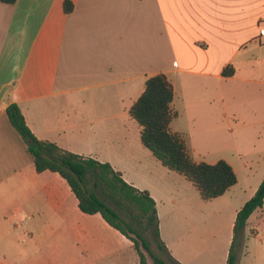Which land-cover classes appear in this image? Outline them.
<instances>
[{
    "label": "crops",
    "instance_id": "1",
    "mask_svg": "<svg viewBox=\"0 0 264 264\" xmlns=\"http://www.w3.org/2000/svg\"><path fill=\"white\" fill-rule=\"evenodd\" d=\"M66 1L74 4L69 14ZM262 23L264 0L0 2V264H140L134 243L100 214L83 213L60 174L36 170L9 120L12 104L39 140L109 163L126 182L148 191L157 203L161 239L178 263L227 264L237 214L264 174L251 196L236 206L231 200L240 178L230 161L238 183L223 196L202 200L198 189L184 182L182 189L166 184L164 198L151 177L132 169L142 160H153L156 167L159 162L143 144L142 127L130 110L146 81L165 74L175 90L177 117L171 129L184 134L175 125L184 115L179 101L185 83L198 81L200 90L218 91L221 99L223 83L259 82ZM227 68L232 75H224ZM198 110L203 120L206 110ZM170 173L178 184L185 180ZM146 178L151 183L142 186ZM208 205L218 208L221 228L209 230L205 223L200 212ZM263 221L264 207L248 220L256 239ZM48 237L54 257L39 248ZM247 254L246 243L237 264H247Z\"/></svg>",
    "mask_w": 264,
    "mask_h": 264
},
{
    "label": "trees",
    "instance_id": "2",
    "mask_svg": "<svg viewBox=\"0 0 264 264\" xmlns=\"http://www.w3.org/2000/svg\"><path fill=\"white\" fill-rule=\"evenodd\" d=\"M17 1L0 0L8 5ZM64 9L69 14L74 4L66 1ZM232 74L231 68L224 71L225 76ZM174 98V86L165 74L146 81L144 93L130 110L131 117L142 127V142L164 167L186 177L198 189L203 200L221 197L238 183L237 175L225 160L215 164L192 160L186 138L171 129V123L177 117L172 108ZM7 114L12 126L27 144L36 170L60 174L76 195L83 213L100 214L110 226L134 243L140 264H148L146 253L152 257L154 264H180L172 258L161 239L157 203L148 191H141L126 182L109 163L69 152L53 142L39 140L26 124L17 104L10 105ZM263 205L264 180L237 214L227 264L238 263L237 240L244 236L249 218Z\"/></svg>",
    "mask_w": 264,
    "mask_h": 264
},
{
    "label": "rangeland",
    "instance_id": "3",
    "mask_svg": "<svg viewBox=\"0 0 264 264\" xmlns=\"http://www.w3.org/2000/svg\"><path fill=\"white\" fill-rule=\"evenodd\" d=\"M257 74L261 75L258 83L242 80L223 83L220 89L221 99H219L218 91L215 92L216 94L209 95L206 91L200 90L198 81L185 83L180 91L179 107L184 115L177 121L175 129L184 131L182 135L188 142L190 156L194 162L214 164L219 160H225L235 166L240 178V187L235 193L236 198L231 200L235 206L251 196L253 189L264 174V70L257 69ZM208 100H211V103L207 102ZM199 107L206 110L203 112V120L199 115ZM214 108H217L216 113ZM215 116L216 121H214ZM155 161L159 162V167L154 165L153 160L151 162L142 160L137 167L132 169L136 170L141 177H151L160 191L159 195L164 193V198L167 197L164 189L168 183L182 189L184 182H190L183 175L170 169H167L168 175H166L162 171L165 167L158 159L155 158ZM169 172L179 174L186 181H179L178 184L174 175ZM149 183H151L150 180L146 178L142 186ZM174 190L171 188V192ZM170 197L174 201L178 200L176 195H170ZM217 209L215 206L208 205L206 210L200 212L204 215L209 230L218 229L224 225ZM247 227L248 225L244 236L241 235V239L237 240L236 251L240 255L244 252L247 243L248 254L244 257L247 264H264V221L258 226L257 239L252 236ZM39 243L42 253L47 254L48 257L55 256L52 251L53 240L51 238L48 237ZM35 244H31L33 249L36 248L33 247ZM153 250L158 252L155 246ZM146 255L149 263L154 264L152 257L148 253Z\"/></svg>",
    "mask_w": 264,
    "mask_h": 264
},
{
    "label": "built area",
    "instance_id": "4",
    "mask_svg": "<svg viewBox=\"0 0 264 264\" xmlns=\"http://www.w3.org/2000/svg\"><path fill=\"white\" fill-rule=\"evenodd\" d=\"M259 41L264 42V23H262L259 27Z\"/></svg>",
    "mask_w": 264,
    "mask_h": 264
}]
</instances>
